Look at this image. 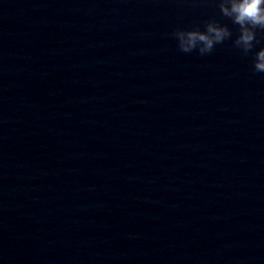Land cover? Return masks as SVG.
<instances>
[{"label":"clouds","instance_id":"clouds-1","mask_svg":"<svg viewBox=\"0 0 264 264\" xmlns=\"http://www.w3.org/2000/svg\"><path fill=\"white\" fill-rule=\"evenodd\" d=\"M223 16L239 26L235 45L247 55L254 47L256 30H264V0H220ZM180 51L189 53L198 49L201 55L210 53L216 44L232 36L230 29L216 21H209L205 30H177L174 33ZM254 71L264 73V48H260L253 61Z\"/></svg>","mask_w":264,"mask_h":264}]
</instances>
